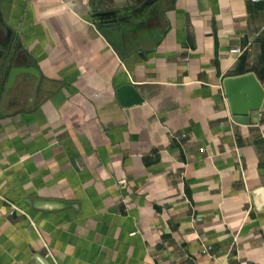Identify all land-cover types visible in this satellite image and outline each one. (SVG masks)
Returning <instances> with one entry per match:
<instances>
[{
	"label": "crops",
	"instance_id": "obj_1",
	"mask_svg": "<svg viewBox=\"0 0 264 264\" xmlns=\"http://www.w3.org/2000/svg\"><path fill=\"white\" fill-rule=\"evenodd\" d=\"M112 8L0 0V41L39 71L0 86V264H264V102L235 121L222 83L264 87V0Z\"/></svg>",
	"mask_w": 264,
	"mask_h": 264
},
{
	"label": "water",
	"instance_id": "obj_2",
	"mask_svg": "<svg viewBox=\"0 0 264 264\" xmlns=\"http://www.w3.org/2000/svg\"><path fill=\"white\" fill-rule=\"evenodd\" d=\"M117 0H88L91 7V18L94 21H105V17H114L118 12L112 8V3ZM20 50L14 41L13 31L6 27V34L0 41V86L7 91L11 88L17 77L22 73H32L39 76V71L33 66L19 65L17 63ZM223 88L229 105L230 113L235 121L249 123L251 112L259 110L264 102V87L255 73L250 71L239 75L226 76L223 79ZM117 96L123 106L143 102V96L138 87L133 83H124L117 89ZM264 193V187L252 191L253 199L257 204V197ZM74 201L64 199H39L34 201L37 207L52 206L54 208L73 205ZM257 206V205H256ZM38 264H49L41 254H36Z\"/></svg>",
	"mask_w": 264,
	"mask_h": 264
},
{
	"label": "built area",
	"instance_id": "obj_3",
	"mask_svg": "<svg viewBox=\"0 0 264 264\" xmlns=\"http://www.w3.org/2000/svg\"><path fill=\"white\" fill-rule=\"evenodd\" d=\"M252 1H259V0H252ZM233 51L240 53V52H241V49H239V48H235V49H233ZM119 183H120L122 186H125V185H126V180H125V179H120V180H119ZM11 207H12V210H14V209H19L17 206H15V205H13V204L11 205ZM48 254H50V251H48ZM233 264H245V263H242V262H235V263H233Z\"/></svg>",
	"mask_w": 264,
	"mask_h": 264
}]
</instances>
